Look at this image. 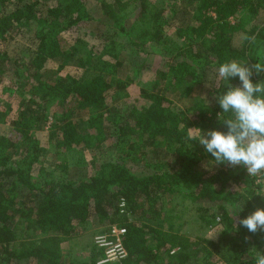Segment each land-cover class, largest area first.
Returning a JSON list of instances; mask_svg holds the SVG:
<instances>
[{
    "label": "trees",
    "instance_id": "16d2710c",
    "mask_svg": "<svg viewBox=\"0 0 264 264\" xmlns=\"http://www.w3.org/2000/svg\"><path fill=\"white\" fill-rule=\"evenodd\" d=\"M263 8L264 0H167L153 11L146 0H100L95 9L86 0H0V83L8 82L18 99L13 126L0 134V264H100L101 248L67 261L49 240L17 245L20 234L33 231L68 240L94 219L126 230L127 257L103 264H210L213 257L256 264L264 231L248 237L239 220L264 209V174L216 164L198 140L227 131L222 122L229 114L216 98L240 81L226 83L217 70L240 59L256 63L250 42L257 29L243 52L233 36L243 30L241 16ZM257 38L264 40V28ZM120 40L143 59L141 67L155 71V81L142 90V106L107 124L103 109L130 82L116 73L121 63L94 62ZM17 41L27 45L14 55ZM74 57L80 73L48 67ZM252 81H264V72H254ZM209 84L215 98L208 104L197 89ZM174 95L190 104V115ZM49 121L48 140L60 153L103 147L93 173L73 178L66 167H45L38 132ZM176 195L213 205L200 218L213 225L219 217L223 239H203L208 247H200L187 235L165 233L164 222L183 219L184 211L167 200Z\"/></svg>",
    "mask_w": 264,
    "mask_h": 264
},
{
    "label": "rangeland",
    "instance_id": "374dc122",
    "mask_svg": "<svg viewBox=\"0 0 264 264\" xmlns=\"http://www.w3.org/2000/svg\"><path fill=\"white\" fill-rule=\"evenodd\" d=\"M166 1L167 0H146L147 8L148 10L153 11L155 8H161V6H163ZM86 3L90 8L95 9L97 5L100 4V0H86ZM128 14L131 13L128 11ZM135 14V17H137V12H135ZM241 21L243 30L235 33L233 36L235 47L239 51L243 52L250 36L249 33L257 29L258 31L256 30L250 42L253 44L250 51L251 56L255 59L256 63L264 65V40L257 38L260 31L264 28V8L260 10L256 16L244 14L241 16ZM86 39L87 41H90L89 43H92L89 36H87ZM23 44L27 45L25 41H17L11 45L12 47L10 48L14 55L23 53L25 51ZM101 49L102 47H100V50ZM106 49L107 50L103 48L100 51L101 53L94 62V65H99V60L101 58L105 60H111L112 63H121V65L118 66L120 68L116 70V73L121 78L130 82L129 87L126 90L119 92L117 96L110 99L105 109H103V113H105L103 116L106 118L105 123L113 124V121L116 118L122 116L120 113H123V116H126L133 107H140L144 104V100H142L141 97L142 90L149 89L152 86L153 82L155 81V71L150 69V67L146 68L145 65L144 67H141V61L143 59L136 56L134 51H131V48H129L124 40H120L115 46H111ZM235 61L241 64L248 63L247 60L244 59ZM48 67L54 70L62 67V75L67 73L76 74L80 73L82 70L81 67L78 66L77 57L67 58L64 60H54L49 63ZM236 79L238 78L230 79L229 82L226 81V83H230V81ZM7 85L8 82L0 83V134L13 126L12 122L16 119V115L18 114V99L15 96V93H12L10 86ZM197 90H200L199 95L205 99L206 103L209 104L214 101L215 94L213 93V86L211 84L201 87ZM173 98L176 101L177 107L182 111L183 114H191L189 110H193L190 109L189 103L177 95H174ZM49 125L50 121L46 124H43L38 132L41 145L46 148L45 156L43 158L45 167L48 170L58 169L59 171L61 169L59 166H63L64 168L66 167L67 174L69 177L73 178H77L79 175H84L86 173L87 175L93 173V168L97 167L102 161L101 150L103 147H89L86 149L60 153L48 140ZM160 147H162V144ZM160 147L158 145L159 149ZM141 170L142 169L140 167H134L133 169L134 172H140ZM168 199L172 200L171 204L176 207L175 210L184 211V215L182 220H177V224L175 222V224L164 222L161 227L165 233L187 235L190 240L199 243L200 247H208L207 242L203 239L210 241H220L223 239L225 226L219 217L216 218L213 225H207L200 218L203 213L202 209L209 210V208L213 205H209L204 201L190 204L182 195L169 196L167 200ZM118 226L119 225L116 222H102L98 219H94L87 226L86 231L68 240H60L58 239L59 235L54 233L45 234L38 231H33L27 233V235L20 234L19 237L21 238L18 240L17 245L24 238H30L33 241L49 240L51 241L50 243L52 245L58 246L57 248L67 261H81L82 259L89 258L92 252L101 248L98 242L100 237H105L109 241L114 240L111 236L112 229L113 227ZM247 232L249 235L248 237H250L251 233L248 230ZM95 248L97 250H95ZM101 249H103L105 253L106 260V250L105 248ZM172 253H174V251H172ZM209 263L226 264L225 261H222V259L218 257H213Z\"/></svg>",
    "mask_w": 264,
    "mask_h": 264
},
{
    "label": "clouds",
    "instance_id": "9594fccd",
    "mask_svg": "<svg viewBox=\"0 0 264 264\" xmlns=\"http://www.w3.org/2000/svg\"><path fill=\"white\" fill-rule=\"evenodd\" d=\"M217 71L219 78L228 82L238 78L240 84L230 85L216 98L222 113L229 114L222 122L227 131L202 133L198 141L216 164L242 166L251 176L264 174V81H252L254 72L257 76L264 72V65L232 61ZM239 224L253 234L264 231V209H257ZM256 264H264V254H258Z\"/></svg>",
    "mask_w": 264,
    "mask_h": 264
},
{
    "label": "built area",
    "instance_id": "2783aa9c",
    "mask_svg": "<svg viewBox=\"0 0 264 264\" xmlns=\"http://www.w3.org/2000/svg\"><path fill=\"white\" fill-rule=\"evenodd\" d=\"M124 206V204L122 205ZM126 233L125 229H120L119 227H113L111 236L114 240L109 241L105 237L99 238V246L105 248L106 257L105 261L100 262V264L119 261L127 257V251L122 244V236Z\"/></svg>",
    "mask_w": 264,
    "mask_h": 264
}]
</instances>
